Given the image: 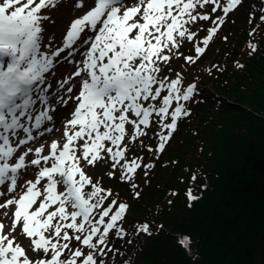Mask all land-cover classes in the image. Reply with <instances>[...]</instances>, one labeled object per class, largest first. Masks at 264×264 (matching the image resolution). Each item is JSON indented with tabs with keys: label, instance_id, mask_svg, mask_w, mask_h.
I'll list each match as a JSON object with an SVG mask.
<instances>
[{
	"label": "snow or ice",
	"instance_id": "6c2138e0",
	"mask_svg": "<svg viewBox=\"0 0 264 264\" xmlns=\"http://www.w3.org/2000/svg\"><path fill=\"white\" fill-rule=\"evenodd\" d=\"M242 5L0 0V264H130L116 241L154 238L163 225L135 215L119 189L142 197L139 176L155 175L202 94L180 69L217 40L230 44L221 33ZM65 11L57 42L45 22L59 25ZM248 23L253 39L264 32V6ZM258 44L247 43L249 56ZM186 195L189 207L199 199ZM179 243L191 251L190 237Z\"/></svg>",
	"mask_w": 264,
	"mask_h": 264
},
{
	"label": "trees",
	"instance_id": "16d2710c",
	"mask_svg": "<svg viewBox=\"0 0 264 264\" xmlns=\"http://www.w3.org/2000/svg\"><path fill=\"white\" fill-rule=\"evenodd\" d=\"M256 4L249 13L259 15L264 4ZM250 27L231 32L236 39L228 61L214 58L209 65L224 71L204 70L206 75L197 77L207 81L194 80L202 90L195 97L198 120L180 123L174 134L182 137L179 153L170 155L167 149L153 160L155 175L139 176L140 199L121 186L134 214L163 228L154 238L131 237V245L117 240L124 253L120 259L130 264H264V32L253 39ZM250 40L259 41L251 56ZM236 61L244 67L237 68ZM189 188L199 196L191 207ZM183 236L190 237L191 251L179 243Z\"/></svg>",
	"mask_w": 264,
	"mask_h": 264
},
{
	"label": "rangeland",
	"instance_id": "374dc122",
	"mask_svg": "<svg viewBox=\"0 0 264 264\" xmlns=\"http://www.w3.org/2000/svg\"><path fill=\"white\" fill-rule=\"evenodd\" d=\"M245 3H246V5H245ZM254 5H257L256 0H243V5L238 7L233 13L230 14L231 19L234 20L235 23L234 24H232V23L226 24L224 26V31L221 34L222 35H229V39L231 40L229 45L231 47H228L227 46L228 44H225L222 41L217 40V41H215L214 44L210 45L209 50L201 58V60L198 61L197 65H193L190 67L180 69L181 71H183L185 73V76L188 80L190 78V80L194 81V80H196L197 76L202 75V74L206 75L205 71L209 68V65L212 63V61H214V58H216L221 63L223 61H228L226 53L233 47L232 46L233 45L232 40L236 39L231 32L239 30L238 34H240L241 28L245 29L246 27H249V24H247L248 23L249 7L254 10L255 9ZM57 7L59 8L60 5H58ZM50 11L52 13H56L57 9H51ZM246 14H247V16H246ZM53 18L61 21V23L59 25H52L46 21L45 27L51 29V33H55V40L57 42H59L62 39V36L64 35L65 28L67 27L68 16H67V13L65 11V12L59 13V15H56ZM201 35H203V33ZM188 47H191V45H189ZM188 54H192V53L189 52ZM232 55H233V53H230L229 57L231 58ZM178 63H183V61H179ZM192 68H194V69H192ZM197 81L199 83H204L207 81V79H206V77H204L200 81V78L197 77ZM197 103H198V101H196L195 103H192L190 105V107L192 108V111H193V115L191 117H189V120H191V119L192 120H198L197 114L199 113V111H198ZM186 133H187V131L182 133L181 135H184ZM58 134L59 133H57V135ZM180 138H182V137H180L179 134H178V136L174 135L173 140L171 141V147L168 149L170 155L179 153V149H180V147H179L180 141L179 140H181ZM163 161H165V157H163L161 159L162 163H163ZM139 179L140 178H138V180ZM140 181L141 180H139L138 183ZM119 191H120L121 195L124 197V195H123L124 190H121V187H120Z\"/></svg>",
	"mask_w": 264,
	"mask_h": 264
}]
</instances>
